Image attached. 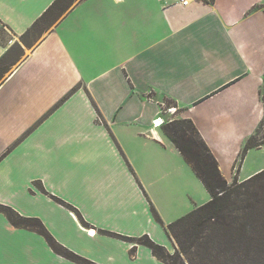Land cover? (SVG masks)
Masks as SVG:
<instances>
[{
  "label": "crops",
  "instance_id": "1",
  "mask_svg": "<svg viewBox=\"0 0 264 264\" xmlns=\"http://www.w3.org/2000/svg\"><path fill=\"white\" fill-rule=\"evenodd\" d=\"M55 1L0 0V31ZM175 1L76 0L0 76V205L92 264H164L124 239L171 254L165 228L210 200L157 118L190 120L228 183L264 170V143L240 160L264 122V0ZM0 264L81 263L0 213Z\"/></svg>",
  "mask_w": 264,
  "mask_h": 264
},
{
  "label": "trees",
  "instance_id": "2",
  "mask_svg": "<svg viewBox=\"0 0 264 264\" xmlns=\"http://www.w3.org/2000/svg\"><path fill=\"white\" fill-rule=\"evenodd\" d=\"M74 1L56 0L31 30L42 22L47 27L53 24ZM262 101L264 104V95ZM162 131L203 183L210 200L165 228L176 244L173 255L146 236L124 240L148 247L164 264H169L168 260L171 264H186L185 257L195 264L189 260L191 256L198 264H264V170L243 182L234 179L228 183L190 120L164 122ZM263 143L264 138L257 142L252 137L240 160L248 149ZM0 213L15 227L35 229L58 254L77 263L92 264L56 245L38 220L21 217L2 205ZM153 214L162 225L154 211Z\"/></svg>",
  "mask_w": 264,
  "mask_h": 264
},
{
  "label": "rangeland",
  "instance_id": "3",
  "mask_svg": "<svg viewBox=\"0 0 264 264\" xmlns=\"http://www.w3.org/2000/svg\"><path fill=\"white\" fill-rule=\"evenodd\" d=\"M46 25L48 24L47 23L44 24V22H42L37 28L31 30L29 33H27L22 37L13 36L6 29L0 31V42H2V44H6L8 49L6 56H4L2 60H0V76H2V74H4L5 71L12 69L14 66H16V64H18L24 58L26 53L33 47L35 42H37L39 38L44 34V27ZM254 137H256L257 142H259L261 139L264 138V122H262L260 130L258 131L257 135H255ZM261 193L263 194V192ZM175 250H176V246L174 247V252L171 253V255L175 253ZM189 260L195 264H198L195 256H191ZM167 262L171 264V261L168 260ZM185 263L190 264V262L186 259V257H185Z\"/></svg>",
  "mask_w": 264,
  "mask_h": 264
},
{
  "label": "built area",
  "instance_id": "4",
  "mask_svg": "<svg viewBox=\"0 0 264 264\" xmlns=\"http://www.w3.org/2000/svg\"><path fill=\"white\" fill-rule=\"evenodd\" d=\"M192 1H196V0H176L175 3H176L177 5H179V6H181V7H187V6L190 5V3H191ZM172 111H174V109H169V110H168L169 113H171ZM172 113H173V112H172ZM155 122H157V123H156V127H160V126H162L163 123H164V121L161 120L160 118H157V119L155 120Z\"/></svg>",
  "mask_w": 264,
  "mask_h": 264
}]
</instances>
